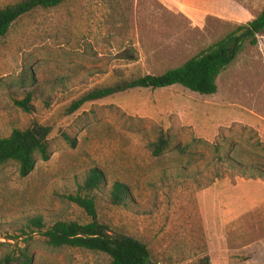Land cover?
<instances>
[{"label": "rangeland", "instance_id": "rangeland-1", "mask_svg": "<svg viewBox=\"0 0 264 264\" xmlns=\"http://www.w3.org/2000/svg\"><path fill=\"white\" fill-rule=\"evenodd\" d=\"M263 6L66 0L17 19L0 37V136L48 126L50 154L26 176L13 162L0 166V259L26 247L32 264H108L102 252L48 245L29 224L33 216L45 228L91 221L68 196L83 195L97 168L104 181L89 192L96 221L145 244L150 264H264V175L238 165L264 170V33L218 75L214 94L137 88L68 112L93 88L182 64ZM27 95L30 112L14 103ZM160 136L168 146L154 156ZM113 181L128 185L126 204L111 202Z\"/></svg>", "mask_w": 264, "mask_h": 264}, {"label": "trees", "instance_id": "trees-1", "mask_svg": "<svg viewBox=\"0 0 264 264\" xmlns=\"http://www.w3.org/2000/svg\"><path fill=\"white\" fill-rule=\"evenodd\" d=\"M66 0H20L0 8V37L4 36L11 25L20 17L35 9L54 8ZM264 33V6L250 21L238 25L235 29L212 43L200 53L185 60L182 64L169 68L159 74H144L136 77L121 79L111 85L96 87L73 101L68 112H73L84 103L103 99L116 93L130 89H160L179 85L200 95L214 94L217 90L218 75L236 58L245 43L254 45L256 35ZM30 96L14 103L26 112H30ZM49 127L37 125L31 128H13L9 135L0 136V166L13 162L18 167L20 176L29 174L36 163V158L47 160L49 147L47 136ZM69 141V138H67ZM168 146L167 138L160 136L151 144L152 155H160ZM177 149L184 152L182 146ZM243 174L257 172L264 175V170L258 167L238 163ZM250 175V176H251ZM104 181L103 173L92 168L82 184L83 195H69L68 199L81 207L91 221L79 223L76 221L57 220L45 228L41 216H33L29 224L34 226L45 238L48 245L56 248L77 247L102 252L109 257L108 264H150V252L142 242L122 234H111L107 225L96 221L94 198L89 192L98 189ZM111 202L123 205L130 198L128 185L113 181L110 190ZM44 229V230H43ZM33 257L26 247L21 248L17 255H5L0 264H32ZM199 264H210L202 260Z\"/></svg>", "mask_w": 264, "mask_h": 264}]
</instances>
